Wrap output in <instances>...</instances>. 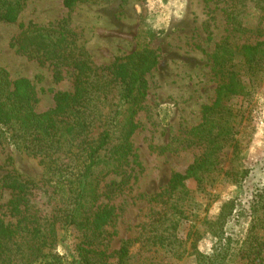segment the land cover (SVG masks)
<instances>
[{"label": "rangeland", "instance_id": "obj_1", "mask_svg": "<svg viewBox=\"0 0 264 264\" xmlns=\"http://www.w3.org/2000/svg\"><path fill=\"white\" fill-rule=\"evenodd\" d=\"M63 1L0 0V12L10 3L16 14L14 21L0 20V68L10 80L30 81L36 112L52 109L56 93L72 90V72L61 66L56 74L52 63L13 46L28 25L65 22L74 45L103 75V116L94 138L117 99L111 70L137 50L155 62L134 107L132 152L119 172L102 176L90 190L87 220L62 221L74 148L34 154L0 138V180L27 182L28 213L37 224L28 230L52 234L51 250L63 264L80 247L94 260L116 263L123 256L124 264H264V63L247 70L243 54L244 47L264 40V0H74L70 7ZM231 15L246 30L230 24ZM222 42L233 46L243 84L242 93L226 102L232 134L207 156L201 180L189 177L172 189L171 177L206 152L191 130L202 121L203 106L215 99L221 76L211 55ZM11 198V189L0 185V218L14 225ZM104 211L94 230L89 225L95 213Z\"/></svg>", "mask_w": 264, "mask_h": 264}, {"label": "trees", "instance_id": "obj_2", "mask_svg": "<svg viewBox=\"0 0 264 264\" xmlns=\"http://www.w3.org/2000/svg\"><path fill=\"white\" fill-rule=\"evenodd\" d=\"M73 1L64 0L63 3L70 7ZM1 9L0 20L16 19L10 3ZM230 19L236 29H245L235 16L231 15ZM64 25L65 22L48 27L28 25L13 40V46L30 58L52 63L56 74L61 66L68 67L72 72V90L56 93L52 109L36 112L30 81L23 77L10 80L7 72L0 68V138L7 139L17 149L34 154L75 149L68 161L69 167L74 169L67 176L69 207L62 214V221L70 225L77 224L76 220L88 219L86 200L100 178L110 172H119L126 164L132 152L130 137L137 126L134 107L145 95L144 74L155 61L147 51L137 50L128 61L111 70L119 84L117 99L112 104V111L99 121L102 129L94 138L92 130L103 116L98 105L102 100L99 98L103 75L93 66L89 55L74 45L72 33ZM227 45L226 42L218 44L211 55L212 65L220 73L221 81L216 87L214 101L202 108V121L191 130L194 138L206 143V152L185 173H175L171 177L169 185L172 189L189 177L201 180L198 173L203 174L207 156L232 134L229 119L232 109L226 102L242 93L243 84L233 63V46ZM243 49L247 50L243 53L246 69L254 72L253 69L264 63V40ZM104 170L106 172L102 174ZM26 183L11 176L0 180L1 186L11 189L10 211L18 217L14 225L0 218V264H63L62 257L51 250L52 234H40L39 229L36 233L34 226L28 230L30 225L37 224L28 213ZM95 214L89 226L99 230L106 211ZM24 233L27 236L22 240ZM79 249L70 264H124L123 256L116 263L94 260L88 255L90 250Z\"/></svg>", "mask_w": 264, "mask_h": 264}]
</instances>
